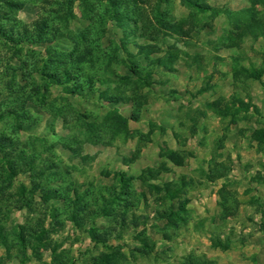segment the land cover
Returning a JSON list of instances; mask_svg holds the SVG:
<instances>
[{
  "label": "rangeland",
  "instance_id": "rangeland-1",
  "mask_svg": "<svg viewBox=\"0 0 264 264\" xmlns=\"http://www.w3.org/2000/svg\"><path fill=\"white\" fill-rule=\"evenodd\" d=\"M197 1L0 0V264H264V31Z\"/></svg>",
  "mask_w": 264,
  "mask_h": 264
},
{
  "label": "trees",
  "instance_id": "trees-1",
  "mask_svg": "<svg viewBox=\"0 0 264 264\" xmlns=\"http://www.w3.org/2000/svg\"><path fill=\"white\" fill-rule=\"evenodd\" d=\"M184 1L188 7L196 10L200 14H204L207 12H213L215 14L216 10L210 8L206 4H200L197 0H182ZM250 3V7L240 10L237 12V14L233 15L234 18L232 19L233 27H235L238 30L246 31L250 28H252L253 32V38H257L260 36L264 31V24L261 25L258 16L257 11L255 10L256 2L255 0H248ZM264 20V17H263ZM264 22V21H262ZM135 67L131 66L130 72L132 75H136ZM259 76L255 75L254 78L258 79ZM260 138L264 139V133L260 132ZM11 162L6 157L0 158V171L7 172V176L9 180H12L15 177V171L13 170V167L11 166Z\"/></svg>",
  "mask_w": 264,
  "mask_h": 264
}]
</instances>
